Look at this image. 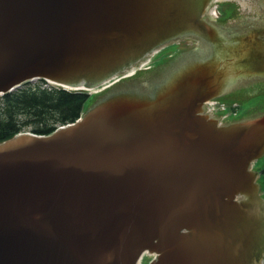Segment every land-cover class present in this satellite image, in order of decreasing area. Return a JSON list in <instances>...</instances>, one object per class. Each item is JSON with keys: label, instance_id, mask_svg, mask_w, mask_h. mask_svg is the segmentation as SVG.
<instances>
[{"label": "water", "instance_id": "1", "mask_svg": "<svg viewBox=\"0 0 264 264\" xmlns=\"http://www.w3.org/2000/svg\"><path fill=\"white\" fill-rule=\"evenodd\" d=\"M221 1L232 19L212 25V0H0V95L37 77L100 84L186 32L213 41L199 62L116 88L193 63L153 95L113 89L75 122L0 142V264H137L144 251L150 264H263L264 118L227 128L197 111L238 75L219 31H243L249 3L264 18V0Z\"/></svg>", "mask_w": 264, "mask_h": 264}, {"label": "trees", "instance_id": "2", "mask_svg": "<svg viewBox=\"0 0 264 264\" xmlns=\"http://www.w3.org/2000/svg\"><path fill=\"white\" fill-rule=\"evenodd\" d=\"M89 99L86 91L24 83L0 96V142L27 127L36 133H50L60 124L73 122L81 116Z\"/></svg>", "mask_w": 264, "mask_h": 264}, {"label": "flooded vegetation", "instance_id": "3", "mask_svg": "<svg viewBox=\"0 0 264 264\" xmlns=\"http://www.w3.org/2000/svg\"><path fill=\"white\" fill-rule=\"evenodd\" d=\"M247 6L249 10L247 14H245L244 20L242 21L244 30L239 31L223 29L224 31H220L217 36L218 38L222 39L220 41V44H227L228 47L230 45L231 49L238 48V50L240 51L239 56H237L235 53L229 54L230 66L236 67V69H243V71H246L245 74H239L238 77H236V80L233 85L231 84V87L228 86V89L220 91L219 94L228 99L235 97H239V99H245L251 94L249 92L243 93V88L248 87L249 85L259 80H264V18H261V16L254 14L253 6L250 3ZM256 17H258L257 20ZM204 18L212 23L216 22V19L211 16L208 8L204 14ZM187 36L197 38L199 47L198 50L200 52H203L205 49V45L203 46V40H207L210 44V47H208L201 55L197 57H205L209 54V52H211L213 47L211 43L212 40H209L206 36H203L201 33L186 32L183 34L176 35L172 37V39L177 37L173 39L176 42V40L181 41ZM174 41L170 42L169 44H172ZM145 55L146 54L143 53L142 56L135 61V63L144 58ZM154 65L155 63L152 65L151 68H153ZM199 112L204 113L205 108L200 107ZM206 117L210 121H213L211 116L208 115Z\"/></svg>", "mask_w": 264, "mask_h": 264}, {"label": "rangeland", "instance_id": "4", "mask_svg": "<svg viewBox=\"0 0 264 264\" xmlns=\"http://www.w3.org/2000/svg\"><path fill=\"white\" fill-rule=\"evenodd\" d=\"M216 4H218L217 8L215 6ZM216 4L213 6H210V11L213 12L214 14L213 10H217V16H215L217 21L218 22H229L232 19L231 3L220 1ZM178 41L171 44L168 48L165 47L156 52V53H161V52L162 53L158 56L154 67L152 69H149L147 73H143L144 71H142L137 76L132 77L129 80H125V82L120 84V86L118 87L131 83L133 81H136L138 79H141L153 73H156L158 71H161L173 65L179 64L181 62H184L196 56H199V52H195V51H199L197 38H193L192 36H187L183 38L181 41L179 42ZM29 82L31 84L43 85V82L41 79H32ZM118 87H115L113 89H116ZM18 88H21V87L19 86ZM113 89H109L108 91H111ZM243 93H247V92L243 91ZM249 93L252 96H248V98H245V99L243 98L239 99V97H235L234 99L227 98L224 100L225 102H228V103L241 104L240 115H239L240 117H238V114L230 115L229 111L225 109L218 110V111L215 110L214 112L216 113H214L215 114L214 116L207 113L206 111L204 112V114H208L214 117V119L216 120L215 123L218 125H230V124L244 125V124H247L253 121L263 119L264 118V86L254 91L253 93L252 92H249ZM100 96H98V98L95 99V101L92 100L90 105L87 103L83 110V113L84 111L85 112L88 111L93 106V104L99 99ZM219 106H225V105H219ZM218 112L223 113L226 117H224L222 114ZM21 118L22 120H25L24 116H21ZM233 118H235V121H233ZM24 130L30 131L32 129L31 127H27ZM263 168H264V151H263V157H262V163H261V169H260L261 171L260 177L262 176L261 177L262 183L264 182Z\"/></svg>", "mask_w": 264, "mask_h": 264}]
</instances>
